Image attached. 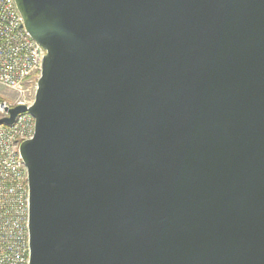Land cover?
<instances>
[{
	"label": "water",
	"instance_id": "95a60500",
	"mask_svg": "<svg viewBox=\"0 0 264 264\" xmlns=\"http://www.w3.org/2000/svg\"><path fill=\"white\" fill-rule=\"evenodd\" d=\"M15 1L30 264H264V0Z\"/></svg>",
	"mask_w": 264,
	"mask_h": 264
},
{
	"label": "built area",
	"instance_id": "2783aa9c",
	"mask_svg": "<svg viewBox=\"0 0 264 264\" xmlns=\"http://www.w3.org/2000/svg\"><path fill=\"white\" fill-rule=\"evenodd\" d=\"M46 54L25 28L16 1L0 0V87L15 96L0 98V118L34 103ZM35 127L29 112L0 125V264H30L29 176L20 145Z\"/></svg>",
	"mask_w": 264,
	"mask_h": 264
},
{
	"label": "rangeland",
	"instance_id": "374dc122",
	"mask_svg": "<svg viewBox=\"0 0 264 264\" xmlns=\"http://www.w3.org/2000/svg\"><path fill=\"white\" fill-rule=\"evenodd\" d=\"M15 96L9 93L5 88L0 87V98H14Z\"/></svg>",
	"mask_w": 264,
	"mask_h": 264
}]
</instances>
